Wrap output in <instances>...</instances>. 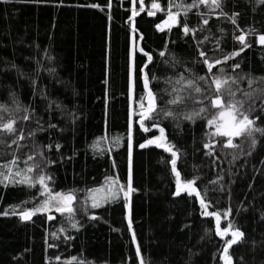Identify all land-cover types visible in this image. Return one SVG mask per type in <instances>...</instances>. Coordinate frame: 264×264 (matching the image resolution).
Returning <instances> with one entry per match:
<instances>
[{
    "label": "trees",
    "instance_id": "trees-1",
    "mask_svg": "<svg viewBox=\"0 0 264 264\" xmlns=\"http://www.w3.org/2000/svg\"><path fill=\"white\" fill-rule=\"evenodd\" d=\"M58 2L0 0V69L5 70L0 71V100H7L9 92L15 91L22 104L35 108V119L45 130L22 141L25 147L18 154H30L35 144L47 159L56 161L44 169L52 177L49 187L53 192L75 193L74 219L79 230L71 228L66 216L58 212L55 219L48 220L46 213L29 222H22L19 216L0 215V264H63L73 256L88 264H139L122 194L115 201H102L99 208H91L90 199L85 203L90 189L107 186L106 177H118L121 184H127L132 35H142L141 47L155 57L149 67L160 78L159 82L153 81V90L160 94L166 87L164 77L176 72L190 69L187 75H209L199 52L203 50L210 60H215L239 50L241 45L233 37L240 34V29H255V34L248 37L251 47L213 72L218 74L223 68L228 75L239 72L253 78L264 77V45L257 41V36L264 34V5L257 0H226L223 10L240 14L239 29L223 17L210 15L205 31L184 36L179 28L171 32L156 29L166 14L161 11L155 16L147 15L152 0H144L145 10L131 23L132 0H111L110 9L108 0H63L62 6L57 7ZM158 2L167 8L169 0ZM90 4L101 7L84 6ZM137 6L140 10L139 2ZM198 11L193 9L188 14L189 27L200 26ZM181 20L185 21L182 11ZM205 36L209 39L199 43ZM161 50L173 67L161 63ZM145 61L137 50V70ZM237 62L241 67L234 72L230 65ZM13 64L38 80V90H43L47 99L32 95L29 79L17 78L14 70L7 71ZM37 68L39 77L34 75ZM46 69L55 71L49 73ZM241 87H247L246 80ZM135 92L137 99L144 95L138 75ZM50 101L60 107L49 108ZM198 107L188 101L177 111L189 113ZM256 107L254 115L261 117L257 125L264 127L259 100ZM158 122L166 129L168 140L182 153L177 161L181 182L199 177L194 187L202 195L206 193L207 211L222 214V227L231 223L244 233L242 242L230 249L233 264H264V136L257 134L259 143L250 156L221 150L219 145L214 155L208 156L203 147L209 131L206 118L197 119L194 124L181 120L179 128L170 119L161 117ZM49 123L57 128L49 129ZM151 124L152 121L147 122L149 127ZM18 127L27 136L37 125L32 121ZM132 133L131 176L132 187L137 190L131 194L132 221L146 264H223L220 255L225 238L216 235V218L201 215L203 209L195 193L174 195L176 177L169 163L171 154L155 146L139 147L158 135V130L144 132L135 123ZM104 136L109 139L93 148L94 142ZM116 138L119 146L112 143ZM235 142L248 151L246 141L238 138ZM55 144L62 145L59 151L44 147ZM13 150L15 146H0V152L5 153L0 159H9ZM232 155L238 158L233 161ZM217 180L219 183H212ZM38 193L39 185H0V212L22 201H31L24 207H34L42 199ZM229 209L231 214L225 218L223 213ZM93 215L98 219H90ZM61 228L65 232H60ZM48 244L58 247L49 248ZM56 256L61 260L56 261Z\"/></svg>",
    "mask_w": 264,
    "mask_h": 264
},
{
    "label": "snow or ice",
    "instance_id": "snow-or-ice-1",
    "mask_svg": "<svg viewBox=\"0 0 264 264\" xmlns=\"http://www.w3.org/2000/svg\"><path fill=\"white\" fill-rule=\"evenodd\" d=\"M35 3L47 2V0H33ZM136 0H133L135 5ZM140 12L144 11V2L139 0ZM257 3L264 5V0H257ZM63 0H59L56 4L57 7L62 6ZM85 7L100 8L98 4L84 5ZM200 6H204L208 9V12H197L196 14L201 17V24L199 27H189L186 22V18L193 9H199ZM111 0H108L107 8H111ZM224 0H192L191 3H184V0H180L177 3L176 0H169L167 8L162 7L158 0H152L151 10L147 12L149 16H155L158 12H165L166 18L155 25L156 29L161 32H171L173 28H179L184 36H195L197 32H203L206 30V26L209 24V16L217 14L218 18L223 17L230 21L233 25L239 29L238 17L239 13L233 12L231 14L223 10ZM103 10V9H101ZM181 11L185 21L181 20ZM139 15V12L133 7L132 16L129 18V22L133 21V18ZM133 31L135 27L133 24ZM223 30H221L222 32ZM240 34L235 35L233 38L241 45L239 50L225 54L222 59L210 60L207 53L203 50L199 52V57L202 60L203 65L208 70L207 76H190L186 73H190V69L179 71L173 74L172 77H164L163 83L166 85L160 94L153 90V81L159 82L153 70L149 67L154 64L155 57L152 53L145 51L144 48H139V52L146 58L145 63L137 70L135 65V56L137 48L135 43L132 49V68H131V86L130 94L134 101V104L138 106L139 111H136L134 107L132 110L133 117H138L135 123L139 124V127L144 132H149L153 128L157 129L159 135L149 138L139 145L140 148H146L149 146H155L163 149L165 152L171 154L169 161L171 165V171L176 177V191L175 196H180L183 193L192 195L195 193L199 197V202L203 211V216H213L216 218V235L222 239L231 234L230 239H225V246L221 250L220 259L223 264H233V257L230 254V249L242 242L244 233L235 228L233 224L229 223L227 228H220L221 213L209 212L207 208L209 203L206 202V193L201 192L194 187L196 177L192 180L181 182L180 172L177 170V161L180 159L182 153L168 140L166 129L158 122L159 118L170 119L176 123V126L180 127V121H188L195 123L197 119L206 118V127L209 129L205 133L206 141L203 144L206 149V155H214L217 145L220 146L221 150L231 149L234 152H243L244 155L250 156L259 143L257 134L264 136V127L257 125V121L261 119L259 115H254L257 111L256 101H260V111L264 112V77L253 78L236 72L240 69V63L231 64V69L236 72L235 75H228L223 68L219 69V73L213 72L214 68L222 64H227L228 61L234 60L235 57L240 56L246 49L251 47V43L248 37L255 34V29H249L247 31L240 29ZM135 40V37H133ZM140 39H143L141 35ZM209 37L205 36L203 43L207 41ZM257 41L260 45H264V34L257 36ZM219 42H217V47ZM167 47V45H166ZM159 57L164 58L161 63H167L168 68L174 65L167 61V54L164 50L159 52ZM39 63V62H38ZM15 71L18 74L17 78L24 77L29 79L30 86L32 89L33 96H40L42 99H47L46 93L43 90H38V80L32 79L27 73L22 72L15 64L11 65V68L7 71ZM0 71H5L0 69ZM49 73H53L54 69H46ZM167 71V68L165 69ZM40 69L37 68L34 72L36 77H39ZM137 75L140 82L143 85L144 95L136 98V80ZM247 81V87H241L243 81ZM204 84L205 87H201ZM165 96L167 99L165 100ZM188 101H191L194 105H199L194 111L189 113H180L177 111L181 106H185ZM49 108H59L60 106L55 101L49 102ZM23 113V115H18ZM36 111L35 108L25 106L22 104L17 97L15 91H10L7 100H0V146L5 148H13L15 150L10 153L9 159H0V185L5 188L26 186L27 188H36L39 185V195L44 197L34 207H24L31 203V201H22L17 205H10L8 209L0 212V215L8 216H19L22 222H29L34 216L38 214H46L51 212L53 209L60 213L70 222V227L73 229L78 228V222L75 221L74 215L76 208L74 206L77 197L74 192H53L49 187V182L52 177L47 175L44 171L50 164L55 163L54 160H49L45 157L44 151L40 150L37 145L33 144V151L30 154H26L21 157L18 154V150L25 147L22 141L27 138H34L37 131H44L45 129L40 124L39 119H35ZM35 121L37 128L33 131H29L27 136L22 127L24 122ZM148 121H152L151 127L147 125ZM49 129L57 128L56 124H48ZM132 132L133 123L129 124L128 132V148H129V173L127 184H121L118 177H106V187L90 189L87 200H91V208H99L104 203L115 201L121 198V194L125 201L127 208V220L128 228L131 232L132 243L135 245V254L139 260V264H146L145 259L142 255L141 245L136 238V233L133 230L132 221V204L131 194L137 191L132 187V176H131V156H132ZM240 138L248 143V151H244L241 144L235 141ZM109 138L107 136L100 137L92 145L93 148H98L99 145ZM10 140V142H9ZM115 146H119V138L112 141ZM47 149L55 147L57 151L62 147L60 144L45 145ZM110 150V149H109ZM5 153L0 152V157H3ZM238 158L237 155H232V160L235 161ZM113 167L115 163L113 162ZM222 179V177L220 178ZM212 183H219V180L213 181ZM103 193V195H100ZM86 210V209H85ZM231 214V209L223 213L226 218ZM48 220L55 219V217L48 215ZM90 219H98L96 216H91ZM65 232L64 228L59 230ZM55 239H59L56 233H52ZM66 239L71 240V236H67ZM49 248L58 247V245L48 244ZM56 261H60L61 257L56 256ZM63 264H88V262L80 259L79 257L73 256L68 260H65Z\"/></svg>",
    "mask_w": 264,
    "mask_h": 264
},
{
    "label": "rangeland",
    "instance_id": "rangeland-1",
    "mask_svg": "<svg viewBox=\"0 0 264 264\" xmlns=\"http://www.w3.org/2000/svg\"><path fill=\"white\" fill-rule=\"evenodd\" d=\"M225 1L226 0H224V3H225ZM139 2V0H136V2H135V5H134V3H133V0H132V3H133V7H135V10L137 11V12H140V10H139V7L137 6V3ZM143 2H144V0H143ZM150 10H151V8H150ZM199 10V12H208V9L207 8H205L204 6H200V8L198 9ZM218 11L219 10H217V14H218ZM217 14H213V15H217ZM133 37H135V40L133 39ZM134 43H135V46H136V48H137V50L139 49V48H141V39L140 38H138L135 34H133L132 35V41H131V53H132V49H133V45H134ZM131 86V85H130ZM130 97H131V112H130V122H132L133 123V126H134V124H135V120H138V117H133V115H132V110H133V108L135 107L136 108V111H139V108H138V106H136L135 104H134V101H133V99H132V96H131V94H130ZM158 135H159V133H158ZM157 136V135H156ZM155 137V136H154ZM152 138V137H151ZM132 142H133V133H132ZM145 143V142H144ZM132 151H133V144H132ZM131 158H132V156H131ZM44 197H42V199H43ZM55 213H56V211L53 209L51 212H49V213H47L48 215H54L55 216ZM126 215H127V208H126ZM228 226H226V227H222L221 226V223H220V228L221 229H224V228H227ZM231 238V234L229 233V235L227 236V237H225V239H230Z\"/></svg>",
    "mask_w": 264,
    "mask_h": 264
},
{
    "label": "water",
    "instance_id": "water-1",
    "mask_svg": "<svg viewBox=\"0 0 264 264\" xmlns=\"http://www.w3.org/2000/svg\"><path fill=\"white\" fill-rule=\"evenodd\" d=\"M51 216H53V217H54V215H51Z\"/></svg>",
    "mask_w": 264,
    "mask_h": 264
}]
</instances>
